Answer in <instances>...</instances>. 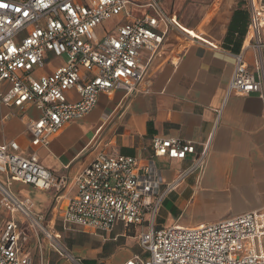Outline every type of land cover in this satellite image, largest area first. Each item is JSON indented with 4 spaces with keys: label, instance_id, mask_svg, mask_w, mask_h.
Instances as JSON below:
<instances>
[{
    "label": "built area",
    "instance_id": "1",
    "mask_svg": "<svg viewBox=\"0 0 264 264\" xmlns=\"http://www.w3.org/2000/svg\"><path fill=\"white\" fill-rule=\"evenodd\" d=\"M128 0H0V107L26 116L28 152L15 139L0 142V264H34L44 249L72 264L78 258L55 231L8 186L21 182L53 190L67 228L107 233L115 225L136 228L144 258L135 254L122 264H264V208L193 226L157 227L164 196L162 171L154 157L184 160L191 169L206 162L207 146L196 154L193 142L154 136L152 156L143 159L94 145L93 158L72 175H54L36 149L73 120L87 115L102 93L115 89L130 96L148 91L153 58L169 33L181 45L216 48L177 24L157 0L139 16L123 19L97 33L103 22L123 16ZM249 22L244 47L264 48V0H246ZM124 14V17H127ZM226 95L257 93L264 99V71L249 68L242 52L234 54ZM37 110L33 116L29 110ZM9 114H13L10 112ZM20 216V220L15 218Z\"/></svg>",
    "mask_w": 264,
    "mask_h": 264
},
{
    "label": "crops",
    "instance_id": "2",
    "mask_svg": "<svg viewBox=\"0 0 264 264\" xmlns=\"http://www.w3.org/2000/svg\"><path fill=\"white\" fill-rule=\"evenodd\" d=\"M148 2L128 0L124 12L128 16L116 17L112 23L141 15L147 10ZM237 9L246 12L248 25L246 4L237 7L236 0L213 1L205 17L192 27L184 26L177 20V14L171 13L180 28L200 35L216 48L181 45L179 36L169 33L152 60L148 91L128 96L124 90L115 89L100 94L87 115L66 123L46 147L36 149L42 165L54 175H72L93 158L97 149L90 152L91 148L103 144L120 154L147 159L152 156L154 136L173 137L193 142L196 154L207 146V156L206 162L194 169H191L195 157L192 154L184 160L153 158L162 171V189L175 183L160 208L170 204L167 196L173 194L172 208L190 206L193 210L187 218L181 211L171 225L193 226L263 209L264 99L257 93L226 95L234 54L242 52L244 61L254 71L258 61L264 71V48L260 54L252 48L246 49L245 34L239 43L229 37V23ZM218 26L220 29L214 30ZM29 113L39 114L32 109ZM26 120V116L0 107V142L15 139L21 149L28 152ZM8 190L18 199L27 201L35 214H43L44 223L58 238L60 232L70 229L61 222L59 200L55 199L53 190H41L21 182H13ZM2 216L3 213L0 225ZM14 217L21 219L18 214ZM185 219L192 225L180 223ZM118 228L124 233L138 230L121 224L115 225L113 230ZM118 235L122 234L115 233L111 239ZM104 244L90 250H85L84 243L66 248L71 254H78L74 255L78 264H122L135 254L144 256L138 244L137 251L127 243H120L118 248H111L110 244L104 247ZM32 253L35 254L34 249ZM44 264L72 263L52 251L51 258H44Z\"/></svg>",
    "mask_w": 264,
    "mask_h": 264
},
{
    "label": "rangeland",
    "instance_id": "3",
    "mask_svg": "<svg viewBox=\"0 0 264 264\" xmlns=\"http://www.w3.org/2000/svg\"><path fill=\"white\" fill-rule=\"evenodd\" d=\"M162 8L169 13L177 14V20L181 21V23L186 27H192L196 26L200 23V21L205 17V14L207 12V9L209 6L212 5L213 1L215 0H157ZM237 7H241L242 5L246 4V0H236ZM113 26L112 20H108L106 22H103V24L97 28V33L99 35L103 34V30H107L110 27ZM203 27V26H201ZM216 29H220L219 26ZM200 32L201 29L199 28ZM174 195L169 194L167 196L168 201H170V204L167 205L166 208L161 207L156 216H155V224L157 227H168L173 222V219L177 217V215L183 211L184 215L187 217H191V212L193 211L190 206H187L185 208H179L176 210V208H172L171 204L174 203ZM1 200V197H0ZM193 200V198L191 199ZM7 210H3V216H9L6 212ZM35 212V211H34ZM36 213V212H35ZM2 216V217H3ZM181 224L185 225H192L189 223L188 220L180 221ZM115 233H120L122 235H118L115 237V239H111L112 236L115 235ZM136 230H131L130 232H123L122 228L114 229L112 232L107 233H101L91 230H85L79 227H72L69 230H65L63 232H60L59 234V240L61 243L70 249L72 246H80L82 243L85 244V250H90L94 247H100L102 244H110L112 245L111 248H118V245L128 244L132 248H134L136 251L138 250V246L135 239ZM116 248V249H117ZM40 253H35V259L34 264H41L40 259ZM52 251L49 249H44L42 252V256L51 258ZM74 255H78L75 253ZM144 258L147 257L146 254L143 256ZM65 259V258H63ZM89 264V263H88Z\"/></svg>",
    "mask_w": 264,
    "mask_h": 264
},
{
    "label": "trees",
    "instance_id": "4",
    "mask_svg": "<svg viewBox=\"0 0 264 264\" xmlns=\"http://www.w3.org/2000/svg\"><path fill=\"white\" fill-rule=\"evenodd\" d=\"M247 25V14L241 9L234 11L231 21L229 23L228 34L231 40L239 43L241 37L244 36ZM234 32H237V35L234 36ZM106 247V244H104Z\"/></svg>",
    "mask_w": 264,
    "mask_h": 264
}]
</instances>
